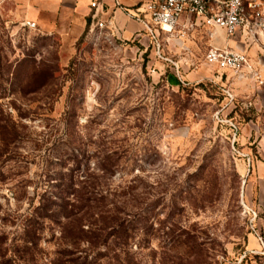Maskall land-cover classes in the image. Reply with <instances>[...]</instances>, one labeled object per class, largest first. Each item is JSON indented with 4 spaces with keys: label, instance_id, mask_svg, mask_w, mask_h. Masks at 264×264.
I'll list each match as a JSON object with an SVG mask.
<instances>
[{
    "label": "rangeland",
    "instance_id": "obj_1",
    "mask_svg": "<svg viewBox=\"0 0 264 264\" xmlns=\"http://www.w3.org/2000/svg\"><path fill=\"white\" fill-rule=\"evenodd\" d=\"M26 1L0 0V110L17 124L0 144V262L264 264L246 251L264 227V38L180 25L158 51L102 30L72 40L28 26ZM221 36L246 50L240 77L205 61ZM70 179L120 209L126 241L64 228L47 199Z\"/></svg>",
    "mask_w": 264,
    "mask_h": 264
},
{
    "label": "built area",
    "instance_id": "obj_2",
    "mask_svg": "<svg viewBox=\"0 0 264 264\" xmlns=\"http://www.w3.org/2000/svg\"><path fill=\"white\" fill-rule=\"evenodd\" d=\"M97 4L98 0H90L91 7ZM126 12L142 25L157 51L159 30L170 34L180 25L221 29L227 37L243 32L246 36L264 38V0H150ZM26 24L33 27L35 22L27 20ZM104 26V21L96 22L97 28ZM204 58L209 66L217 70L219 79L228 73L240 77L246 68L251 67L245 49L228 45H209ZM258 80L264 88V77ZM252 230L255 246L246 251L264 256V227Z\"/></svg>",
    "mask_w": 264,
    "mask_h": 264
},
{
    "label": "crops",
    "instance_id": "obj_3",
    "mask_svg": "<svg viewBox=\"0 0 264 264\" xmlns=\"http://www.w3.org/2000/svg\"><path fill=\"white\" fill-rule=\"evenodd\" d=\"M147 1L150 0H98L97 6L91 7L90 0H27L26 16L48 33H58L67 39L74 40L85 30H102L108 37L126 40L136 39L139 35L144 41L148 34L138 21L128 16L126 10ZM98 21H104V28L96 27ZM234 42L224 39L218 43L217 38H213L215 45L241 49Z\"/></svg>",
    "mask_w": 264,
    "mask_h": 264
},
{
    "label": "trees",
    "instance_id": "obj_4",
    "mask_svg": "<svg viewBox=\"0 0 264 264\" xmlns=\"http://www.w3.org/2000/svg\"><path fill=\"white\" fill-rule=\"evenodd\" d=\"M17 135V124L9 117L4 115L0 110V144L2 148H7L14 143ZM75 184V183H74ZM58 185H61L58 184ZM65 192L64 194H56L55 199L60 198V202L54 203L51 195L47 201H50L53 205L60 207L64 214V218L68 220L64 224L65 227H77L80 231H84L82 227L85 221H88L89 228L85 232H89L87 241L95 243V245H106L109 239L112 237L116 241L123 243L126 241V224L125 219L120 217V209L116 207L107 208V202H105V196H91L85 186H82L76 191H70L73 187L72 179L63 184ZM63 191V190H62ZM44 198V197H43ZM42 200L38 208H44L45 203ZM50 203L48 204L50 206ZM74 237V236H73ZM76 240H72L70 244L75 245ZM69 254L72 251L68 250ZM65 253V252H64ZM114 262L111 264H122V259L119 258L118 253L114 256ZM126 260V261H125ZM73 261V259H69ZM129 264L128 259H124ZM128 262V263H127ZM0 264H12L11 259H4Z\"/></svg>",
    "mask_w": 264,
    "mask_h": 264
}]
</instances>
